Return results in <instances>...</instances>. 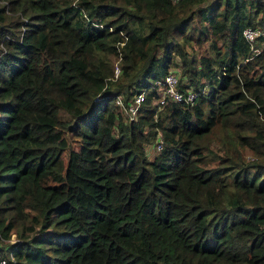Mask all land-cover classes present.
I'll list each match as a JSON object with an SVG mask.
<instances>
[{
	"label": "trees",
	"instance_id": "obj_1",
	"mask_svg": "<svg viewBox=\"0 0 264 264\" xmlns=\"http://www.w3.org/2000/svg\"><path fill=\"white\" fill-rule=\"evenodd\" d=\"M173 68L195 96L156 104ZM0 239L5 264H264V0H0Z\"/></svg>",
	"mask_w": 264,
	"mask_h": 264
},
{
	"label": "built area",
	"instance_id": "obj_2",
	"mask_svg": "<svg viewBox=\"0 0 264 264\" xmlns=\"http://www.w3.org/2000/svg\"><path fill=\"white\" fill-rule=\"evenodd\" d=\"M256 33L255 30L250 29L248 27H244L242 29V34L251 41L253 35ZM117 62L114 64L113 72L116 75L118 71ZM178 75L176 70H169L164 74L161 79L155 80V97H153V101L156 104H162L167 99L171 100H180L183 99L186 102H191L195 96V92L186 87L183 91L178 88ZM144 98L143 90L134 93L131 98H129L126 102L122 99L120 94L115 95L114 103L116 104L117 109L119 110L123 119L130 120L135 117L136 111L140 102ZM155 148H159L161 146V140L159 135H157L155 140ZM11 258V257H10ZM0 264H5V258L0 257Z\"/></svg>",
	"mask_w": 264,
	"mask_h": 264
},
{
	"label": "rangeland",
	"instance_id": "obj_3",
	"mask_svg": "<svg viewBox=\"0 0 264 264\" xmlns=\"http://www.w3.org/2000/svg\"><path fill=\"white\" fill-rule=\"evenodd\" d=\"M255 34H256V33H255ZM255 34H254V35H255ZM254 35H253V36H254ZM252 39H253V38H252ZM111 62H112V69H113L114 64H115L116 62H118V61H117V58L114 57V56H112ZM117 64H118V63H117ZM173 69L175 70V69H177V68H173ZM176 72H177V75L179 76L178 69L176 70ZM145 150H146L148 156H151L152 152H154V150H155V145H154V143L146 144V145H145ZM68 179L70 180L71 178H68ZM15 238H16V233H15V231H11L10 234H9V237L4 238V240H5V241H14ZM1 241H2V239H0V242H1Z\"/></svg>",
	"mask_w": 264,
	"mask_h": 264
}]
</instances>
